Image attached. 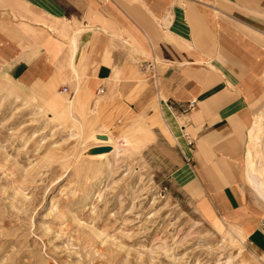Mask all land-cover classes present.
I'll return each instance as SVG.
<instances>
[{
	"label": "crops",
	"instance_id": "0c3cea01",
	"mask_svg": "<svg viewBox=\"0 0 264 264\" xmlns=\"http://www.w3.org/2000/svg\"><path fill=\"white\" fill-rule=\"evenodd\" d=\"M0 71L25 87L56 83L69 98L78 85L88 111L98 99L94 125L134 120L120 95H154L182 133L163 157L264 254V196L247 159L252 149L264 170V0H0ZM257 117L262 140L250 148Z\"/></svg>",
	"mask_w": 264,
	"mask_h": 264
},
{
	"label": "rangeland",
	"instance_id": "374dc122",
	"mask_svg": "<svg viewBox=\"0 0 264 264\" xmlns=\"http://www.w3.org/2000/svg\"><path fill=\"white\" fill-rule=\"evenodd\" d=\"M141 71L138 92L149 82ZM4 75L0 264H264V254L205 210L199 186L163 157L161 145L182 133L165 126L154 95H120L142 123L94 125L98 102L92 112L82 99L71 110L56 83L23 87ZM93 131L99 135L87 136ZM102 140L120 152L94 154Z\"/></svg>",
	"mask_w": 264,
	"mask_h": 264
},
{
	"label": "bare ground",
	"instance_id": "6f19581e",
	"mask_svg": "<svg viewBox=\"0 0 264 264\" xmlns=\"http://www.w3.org/2000/svg\"><path fill=\"white\" fill-rule=\"evenodd\" d=\"M77 42V41H76ZM71 62V61H70ZM70 65V64H69ZM77 66H78V64H77ZM70 67V66H69ZM71 68V67H70ZM75 68H77L76 66H75ZM71 72V71H70ZM78 72H80L79 70H78ZM72 73H73V71H72ZM4 75V74H3ZM75 75V74H74ZM5 76V75H4ZM78 76H80L79 75V73H78ZM80 78V77H79ZM10 81L12 80L11 78L9 79ZM12 81H14V80H12ZM82 82V81H81ZM15 83V82H14ZM21 86H23V84H21L20 82H18ZM80 83V82H79ZM76 84V83H75ZM18 86V85H17ZM77 87H76V90L74 91V95L72 96V98H69L68 99V101H67V106H68V108L69 109H73V107H74V104H77L78 103V101L79 100H81L82 98H81V93H82V89H80V88H78V85H76ZM24 87V86H23ZM14 88V87H13ZM17 89V88H16ZM19 90V89H18ZM10 91H12V89H10ZM20 91V90H19ZM28 97H30V96H28ZM31 98V97H30ZM97 100L98 99H96L95 100V102L94 103H97ZM85 103V102H84ZM84 107H85V109H87L86 108V106L84 105ZM92 110L93 109H91V110H89V111H91L92 112ZM86 112H84L83 113V117H84V119H85V114ZM73 120H74V118H73V116L71 115L70 116ZM143 117V116H142ZM142 119V118H141ZM140 119V120H141ZM262 119V118H261ZM76 120V119H75ZM74 120V121H75ZM139 120V118H138V116L132 121V122H141ZM77 122H78V125H79V127L81 126H83V123L84 122H82V121H78V120H76ZM142 123V122H141ZM163 123L166 125V123L164 122V119H163ZM140 123H138L137 124V126L139 125ZM143 126H145V125H143ZM167 126V125H166ZM138 128V127H137ZM146 128V132H147V134L148 135H146L147 137H152L153 136V134H152V132H151V130H150V128L147 126V127H145ZM167 128H169L170 129V127L169 126H167ZM139 129V128H138ZM140 129H143V128H140ZM137 130V129H136ZM99 131V130H98ZM101 131V130H100ZM138 131V130H137ZM81 134L83 133V130H80L79 131ZM92 133V135H99V133H97V131L95 132V131H93V132H90L87 136H89L90 134ZM100 133H102V134H105V135H108L107 134V131H106V129H104V131L102 130ZM139 133H141V134H143L142 132H139ZM139 133H138V135H139ZM262 133H263V125H260L259 124V122H254V124L252 125V127H251V129H250V131H249V138H250V145H249V147L251 148V146L254 144H258L259 142H260V139H261V135H262ZM101 135V134H100ZM136 135H137V133H136ZM263 135H264V133H263ZM138 137V136H137ZM101 139H103V138H101ZM124 139L126 140V137H124ZM150 139V138H149ZM154 139V138H153ZM124 140V141H125ZM152 140V139H151ZM262 140V139H261ZM99 143H100V146L102 147V146H111V145H107V141L106 140H102V141H98ZM126 142V141H125ZM143 144L145 143V142H142ZM147 143V142H146ZM145 143V144H146ZM151 143V142H150ZM144 144V145H145ZM248 144H249V142H248ZM261 144V143H260ZM256 146V145H255ZM124 148V147H123ZM120 148H118L116 145H114L113 146V149L111 150V151H109V153L108 154H106V155H103V159H105V158H107V156L108 155H110V154H118L119 152H120ZM124 150H126V149H124ZM123 150V151H124ZM251 150L252 149H249L248 150V174H249V180L250 181H252V182H254L255 183V187L257 188V190H258V192H259V194H261L262 196H264V170H262L261 171V169H259V167H257V165H256V161L255 160H253L252 159V153H251ZM254 151V150H253ZM254 153V152H253ZM259 154V153H258ZM119 156V155H118ZM255 156V155H254ZM254 158V157H253ZM261 158V157H260ZM258 162V161H257ZM258 164V163H257ZM263 169V168H262ZM93 193H94V191H93ZM257 196H259V195H257ZM88 199V198H87ZM233 228V230L234 229H236V235H237V237H238V239L239 240H241V239H244L245 238V236H244V234L241 232V230L237 227V226H233L232 227ZM232 228H230L229 229V231H231V229ZM232 234V233H231ZM233 235V234H232ZM236 238V237H235ZM239 250L242 252V249H241V247H239ZM261 261V260H260Z\"/></svg>",
	"mask_w": 264,
	"mask_h": 264
},
{
	"label": "built area",
	"instance_id": "2783aa9c",
	"mask_svg": "<svg viewBox=\"0 0 264 264\" xmlns=\"http://www.w3.org/2000/svg\"><path fill=\"white\" fill-rule=\"evenodd\" d=\"M154 61H148V62H144L142 65H141V68L142 69H146L147 67L148 68H153L154 67ZM66 91V88L65 87H62V92H65Z\"/></svg>",
	"mask_w": 264,
	"mask_h": 264
},
{
	"label": "water",
	"instance_id": "95a60500",
	"mask_svg": "<svg viewBox=\"0 0 264 264\" xmlns=\"http://www.w3.org/2000/svg\"><path fill=\"white\" fill-rule=\"evenodd\" d=\"M110 147L109 146H102V147H99V148H93L92 149V152L95 154V153H100V152H108L110 151Z\"/></svg>",
	"mask_w": 264,
	"mask_h": 264
}]
</instances>
